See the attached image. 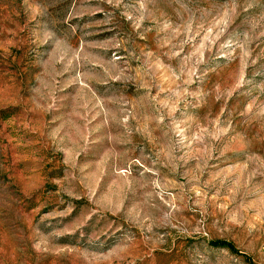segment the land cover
Returning a JSON list of instances; mask_svg holds the SVG:
<instances>
[{
    "label": "rangeland",
    "instance_id": "obj_1",
    "mask_svg": "<svg viewBox=\"0 0 264 264\" xmlns=\"http://www.w3.org/2000/svg\"><path fill=\"white\" fill-rule=\"evenodd\" d=\"M0 264H264V0H0Z\"/></svg>",
    "mask_w": 264,
    "mask_h": 264
},
{
    "label": "trees",
    "instance_id": "obj_2",
    "mask_svg": "<svg viewBox=\"0 0 264 264\" xmlns=\"http://www.w3.org/2000/svg\"><path fill=\"white\" fill-rule=\"evenodd\" d=\"M214 245L216 246H224V247H227L228 249L234 251L235 248H234V245L231 243V242H225V241H214L213 243Z\"/></svg>",
    "mask_w": 264,
    "mask_h": 264
}]
</instances>
